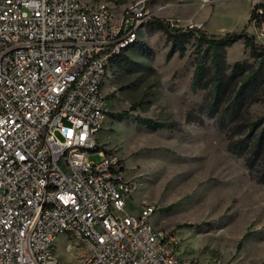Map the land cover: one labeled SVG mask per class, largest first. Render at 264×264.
Returning <instances> with one entry per match:
<instances>
[{
  "label": "built area",
  "instance_id": "built-area-1",
  "mask_svg": "<svg viewBox=\"0 0 264 264\" xmlns=\"http://www.w3.org/2000/svg\"><path fill=\"white\" fill-rule=\"evenodd\" d=\"M150 18L140 2L0 0V264H222L183 255L156 205L125 212L136 185L97 141L112 59ZM252 21L263 41V8Z\"/></svg>",
  "mask_w": 264,
  "mask_h": 264
},
{
  "label": "rangeland",
  "instance_id": "rangeland-1",
  "mask_svg": "<svg viewBox=\"0 0 264 264\" xmlns=\"http://www.w3.org/2000/svg\"><path fill=\"white\" fill-rule=\"evenodd\" d=\"M89 1L107 3L118 14L140 2L151 17L184 27L202 21L201 29L206 25L212 37L247 26L264 46L248 21L254 0ZM134 43L127 52L130 69L113 61L102 89L110 112L137 108L123 121L108 117L97 134V141L121 159L125 179L136 185L125 212L156 205L152 221L176 233L180 252L195 260L264 264V141L257 144L264 121L255 124L264 117V62L237 37L219 53L222 81L216 100V63L210 54L204 62L207 76L193 85L197 37L180 55L166 33L147 22ZM237 62L245 68L233 70ZM251 75L259 78L240 92ZM145 118L166 127L151 126ZM99 159L91 153L90 160ZM55 254L71 258L61 245Z\"/></svg>",
  "mask_w": 264,
  "mask_h": 264
},
{
  "label": "trees",
  "instance_id": "trees-1",
  "mask_svg": "<svg viewBox=\"0 0 264 264\" xmlns=\"http://www.w3.org/2000/svg\"><path fill=\"white\" fill-rule=\"evenodd\" d=\"M263 8L264 9V2H256L253 7L251 8L250 17L248 19L249 23L253 20L254 17L257 16V9ZM148 23L157 29H160L164 31L168 37V39L172 42V44L175 46V48L179 51L180 55H184L187 46L186 43L189 42L193 37H197L198 44L196 48L198 49V62L197 66L195 68L194 72V78H193V85L194 88L198 87L199 84H202V81L207 76L206 72L208 70L207 65L204 63L207 55L210 54L213 61L216 63V75H214V78L216 80V83L214 85V91L216 93L215 99L218 98V92L220 90L221 86V78L219 75V65H218V57L219 53H224L226 46H230L233 44V42L236 40L237 37H242L245 39L246 45L251 48V53L253 56L258 57L261 62H264V46L258 45V43L255 42V36L248 33L247 26L241 30V31H233V32H227L224 35L219 36H210L205 31H203L201 28H188L184 26H176L172 25L170 19H164L160 17H151L148 20ZM135 42V41H134ZM131 43L128 46L124 47L120 53L115 55V57L112 59V62L117 60L118 64H121L123 68L130 69L128 67V64L130 62V59L127 55L128 50L134 45L135 43ZM205 44V47H204ZM245 67L240 62H237L233 66V70H243ZM259 75H251L246 82L243 84L242 89H240V92H244V90L247 87H252ZM217 102V101H216ZM215 102V103H216ZM137 108L136 104H133L129 109H125L119 112H108V115L110 118L118 121H123L130 116H132L131 112L132 110H135ZM144 122L148 123L151 126L158 127V128H164L166 127V124L156 122L155 120H152L150 118L142 119ZM264 121V117H262L257 123L260 124ZM264 141V128L262 129L261 136L257 140V144L260 145ZM245 236V235H244Z\"/></svg>",
  "mask_w": 264,
  "mask_h": 264
},
{
  "label": "crops",
  "instance_id": "crops-1",
  "mask_svg": "<svg viewBox=\"0 0 264 264\" xmlns=\"http://www.w3.org/2000/svg\"><path fill=\"white\" fill-rule=\"evenodd\" d=\"M255 3H256V2H255V0H254V1H253V5H254ZM252 7H253V6H252ZM190 20H191V21H194L192 18H191ZM194 22H195V23H198V24H205V23H203L202 21H194ZM203 27H204V29L206 30V25H204ZM204 29H203V30H204ZM205 30H204V31H205ZM205 32H206V31H205Z\"/></svg>",
  "mask_w": 264,
  "mask_h": 264
}]
</instances>
